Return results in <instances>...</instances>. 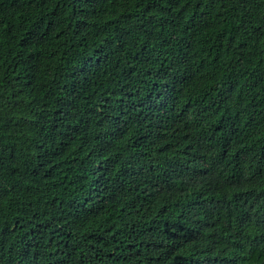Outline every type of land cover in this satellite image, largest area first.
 Masks as SVG:
<instances>
[{
  "label": "trees",
  "instance_id": "obj_1",
  "mask_svg": "<svg viewBox=\"0 0 264 264\" xmlns=\"http://www.w3.org/2000/svg\"><path fill=\"white\" fill-rule=\"evenodd\" d=\"M0 264H264V0H0Z\"/></svg>",
  "mask_w": 264,
  "mask_h": 264
}]
</instances>
